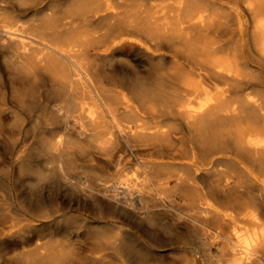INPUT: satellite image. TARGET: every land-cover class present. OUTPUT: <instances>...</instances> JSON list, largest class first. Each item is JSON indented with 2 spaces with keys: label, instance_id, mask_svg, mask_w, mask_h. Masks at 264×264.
<instances>
[{
  "label": "bare ground",
  "instance_id": "1",
  "mask_svg": "<svg viewBox=\"0 0 264 264\" xmlns=\"http://www.w3.org/2000/svg\"><path fill=\"white\" fill-rule=\"evenodd\" d=\"M9 1L8 66L51 84L50 175L77 203L116 213L99 252L135 250L138 228L165 214L190 229L182 252L264 264V26L239 39L212 26L208 0ZM218 54L242 63L244 78L213 66ZM77 161L93 176L74 174Z\"/></svg>",
  "mask_w": 264,
  "mask_h": 264
},
{
  "label": "rangeland",
  "instance_id": "2",
  "mask_svg": "<svg viewBox=\"0 0 264 264\" xmlns=\"http://www.w3.org/2000/svg\"><path fill=\"white\" fill-rule=\"evenodd\" d=\"M8 1L0 0V5ZM208 1L212 26L231 25L240 31L239 39H251L256 26H264V0ZM17 13L27 18L33 12ZM197 21L193 19V23ZM1 50L0 241L9 243L0 244V264H210L206 256L201 257L203 252L181 251L180 241L192 239L190 229L165 214L138 228L129 242L135 250L99 252L116 233L110 228L116 213L77 203L75 196L57 185L51 171L53 161L45 157L44 150L49 122L46 97L51 84L46 79L23 81L17 77ZM118 57L130 63L128 57ZM235 60L218 54L212 65L232 82L233 77L242 79L248 72ZM257 67L264 71V64ZM69 169L76 175L93 176L87 162L70 163ZM211 260H216L213 254Z\"/></svg>",
  "mask_w": 264,
  "mask_h": 264
},
{
  "label": "snow or ice",
  "instance_id": "3",
  "mask_svg": "<svg viewBox=\"0 0 264 264\" xmlns=\"http://www.w3.org/2000/svg\"><path fill=\"white\" fill-rule=\"evenodd\" d=\"M9 243L8 241H0V244H6Z\"/></svg>",
  "mask_w": 264,
  "mask_h": 264
}]
</instances>
